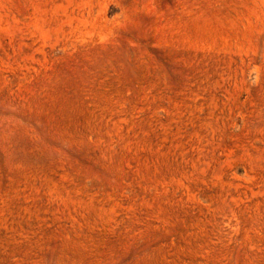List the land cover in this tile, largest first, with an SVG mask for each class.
Returning a JSON list of instances; mask_svg holds the SVG:
<instances>
[{
	"label": "rangeland",
	"instance_id": "374dc122",
	"mask_svg": "<svg viewBox=\"0 0 264 264\" xmlns=\"http://www.w3.org/2000/svg\"><path fill=\"white\" fill-rule=\"evenodd\" d=\"M0 264H264V0H0Z\"/></svg>",
	"mask_w": 264,
	"mask_h": 264
}]
</instances>
